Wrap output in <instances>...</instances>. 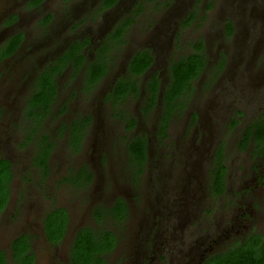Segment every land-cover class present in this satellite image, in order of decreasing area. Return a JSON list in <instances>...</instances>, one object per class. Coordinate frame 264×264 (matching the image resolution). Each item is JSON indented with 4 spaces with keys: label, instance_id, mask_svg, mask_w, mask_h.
Segmentation results:
<instances>
[{
    "label": "rangeland",
    "instance_id": "1",
    "mask_svg": "<svg viewBox=\"0 0 264 264\" xmlns=\"http://www.w3.org/2000/svg\"><path fill=\"white\" fill-rule=\"evenodd\" d=\"M101 2L102 0H93L92 3L91 0H47L44 6L35 12L25 8L21 0H12L9 3V23L11 24L13 17L20 18L16 23H12L9 29L16 34L27 35V42L41 38L38 48L33 44L31 48L36 49H30L27 43L16 53L13 60L9 61V129L7 122L0 115V155L9 159L14 167L9 193L14 207L22 204V207L39 210L51 202L54 206L69 208L70 212L79 215V211H83L87 205L86 201L90 199L98 200L103 205L107 203V192L113 178L105 175L98 185L87 187L84 191L86 195L77 203L71 196L72 193L66 189L63 180L70 172L82 167H93L92 171H99L104 166L107 170H113L114 166L105 162V157L116 154L118 156L111 157L114 160L120 159L119 168L113 172L114 185L122 187V195L129 201L132 212H129L122 222H115L109 216L102 224H93L91 220L89 224L95 225L97 230L113 231L119 236V247L116 253L110 256L109 264H130L133 248L150 253L153 245L156 247L153 264H165V167L160 166L162 163L165 165V154L161 152L165 150V147H162L165 145V138L162 145L157 143V140H162L157 134L159 110L149 116H143L142 99L128 97L119 106H115L106 97L116 79L125 73L130 57L142 49H149L155 59V65L147 77L159 74L163 83L165 63L193 53L195 42L204 45V54L208 60L203 82L213 74V66L220 58L218 54L224 51L226 57L233 56L236 59L237 54L238 58L244 55V45L254 43L259 51L254 57L255 63L258 64L264 52V35L260 37L258 34L260 26L264 29V24L261 25L264 20V0H124L120 11L110 12L105 18L97 7ZM194 6L197 10L196 18L182 27L181 23ZM124 7L132 9L125 14L121 13L120 16ZM137 7L141 9L140 13ZM58 12L69 17L65 24L63 18L56 19L55 25L43 24L46 17ZM124 17L135 20L128 32V42L121 50L114 51L111 70L100 85L93 92L84 91L82 73L74 74L72 69H66L57 77L58 94L52 111L41 125L29 119L22 107V95H32L34 76L38 70L44 69L55 59L60 49L63 53L66 45L75 41L93 39L91 44L89 41L86 50V54L91 56L100 32L113 24L109 28L110 32ZM227 22H231L235 27L231 37L226 35L224 28ZM50 26L52 29H49ZM172 34L175 37L171 39ZM32 57L40 59V64L30 62L29 68L27 61ZM244 59L246 60L245 57ZM15 61H22L16 70ZM5 69L2 67L0 72H5ZM29 69L30 71H27ZM4 77H0V92L6 91V80L2 79ZM145 80L146 78L141 81ZM237 81L238 94L243 97L242 82L240 78ZM194 82V85L198 86V82ZM224 83L223 79L217 82V93H226L227 87ZM210 95H213V92ZM203 98L201 94L200 104L203 103ZM192 102L197 103L198 100ZM118 111L128 112L137 120L135 129L129 132L125 129L126 124L117 115ZM194 112L193 104L190 109L174 119L169 131V140L174 142L176 139H182L184 129L185 138H192L190 123L193 122ZM84 117L91 118V123L85 131L83 145L74 149L68 124ZM140 135L146 136L151 142L150 159L141 179L132 172L136 170L129 162L127 154L128 143ZM44 139L53 146L49 171L45 178L41 177L42 173H35L32 166L34 162H30ZM182 157L183 155L179 154L174 161L178 163ZM5 219L6 216L0 217V250L6 249L7 224L2 223ZM13 227L14 225L9 226V234ZM143 244L146 247H143ZM35 250L40 252L36 245ZM122 257L125 259L121 260ZM40 258L38 257L37 264H44V259Z\"/></svg>",
    "mask_w": 264,
    "mask_h": 264
},
{
    "label": "flooded vegetation",
    "instance_id": "2",
    "mask_svg": "<svg viewBox=\"0 0 264 264\" xmlns=\"http://www.w3.org/2000/svg\"><path fill=\"white\" fill-rule=\"evenodd\" d=\"M11 1L0 0V26L2 25L0 27V70L2 67L6 68L5 72H0V77L5 76L2 79L6 80V91L0 92V108L2 109L0 115L7 122L8 129L9 61L13 60L23 45L28 43L30 49H36L40 46L38 41H41V38H37V40L32 39L27 42V35L16 34L9 29L12 27V23L14 24L20 19L13 17V21L11 24L9 23V3ZM46 1L41 0L37 5H33L31 0H21V4L35 12L44 6ZM122 1L124 0H119L112 8L104 10H101V3L97 7L102 13V17L105 18L110 12L120 11L124 5ZM131 9L124 7L123 11L121 9L120 16L121 13L130 12ZM48 18L46 23L45 20ZM59 18H63V24L69 19L68 16H63L58 12L46 17L43 24L45 26H49L51 23L55 25L56 19ZM262 24H264V20L261 21ZM112 25L100 32L99 40L92 48L91 56L86 54V50L89 41L91 44L93 39L88 40V44L83 48L85 57H93V50L100 45ZM49 29L52 27L50 26ZM234 31L235 27L233 26L232 35ZM258 34L260 37L264 35V29L261 26L258 28ZM19 37L20 40L15 51L9 55V44ZM174 37L172 34L171 39ZM33 44L37 47L31 48ZM68 45H66V49ZM60 52L61 49L56 58L62 55ZM243 52L244 55L238 58L237 54L236 59L233 56L226 57L225 51L219 53L218 56L222 58H219L213 66V74L206 82H203L208 67L206 57L204 72L199 79L195 80L198 82V86H195V82H193L194 92L191 94V99H197L198 102H192L190 99L186 108L181 111L182 113L190 109L194 104L193 122L190 123L192 138H185L186 129H184L182 139H176L174 142L169 140L170 127L174 121L172 119L165 129V145H162L164 138L157 140L158 144L165 147L164 151L161 150L165 154V165L163 163L160 165L165 167V264H207L213 256L222 254L237 245L247 244L253 238L256 241L264 242V52L258 64L255 63L254 57L259 51L256 50L254 43L244 45ZM55 59H52L48 64L53 63ZM39 60L34 57L30 58L27 61L29 68H31L30 62L35 61L36 63L33 64H40ZM15 62L14 69L16 70L22 61ZM154 65L155 61L149 71ZM168 65L169 62H166L165 82ZM38 72L34 76V83ZM239 78L242 82L243 97L237 91ZM221 79L225 81L226 93L223 91L217 93V82ZM212 92L213 95H210ZM201 94L204 96L202 104L199 103ZM30 97L31 93L26 96L24 93L22 95L24 110ZM247 114L249 116H246ZM73 121L68 124L69 137L72 135L69 126ZM90 123L91 118L82 131L79 148L83 145L85 131L89 128ZM72 147L77 148L73 145ZM52 149L48 157V167ZM150 150L151 142L146 138L147 160L144 168L140 173L132 171L140 179L146 172L145 167L150 159ZM107 154L109 155V152ZM179 154H182L183 157L177 163L174 158ZM1 156L0 161L4 159L11 164V185L14 167L9 159ZM114 156L118 155L110 154L105 157V162L114 166L113 170H107L104 166L99 171L98 169L92 171L93 167H82L75 172H70L68 177L63 180L66 189L72 193L71 196L77 203L86 195L84 191L87 187L98 185L105 175L113 178L110 190L107 192V196H109L107 203L103 205L98 200L90 199L86 201L87 205L84 206L83 211H79V215L70 212L69 208L54 206L51 202L50 205H43L39 210L22 207V204L14 207L11 195H8L7 203L0 212V217L6 216L2 222L7 224L6 249L0 250V252L4 254L7 264H11L13 242L17 239H21L23 242V238H26L24 243L29 245L32 253V264L38 263V257L44 259V264H69V253L76 233L85 228L95 231L102 230H97L95 225H90L89 220L95 224L96 222L102 224L109 216L115 222H122L127 218L129 212H132V208H130L129 201L122 195V187L114 185L113 172L117 171L120 166V159H112L111 157ZM34 158L35 156L30 162H34ZM156 164L158 163L156 162ZM32 166L36 174L42 173L41 177L43 178L47 176L48 172L42 171L34 163ZM85 169L91 175L90 180L86 179ZM221 171L223 172L222 178L220 177ZM33 173L30 174L33 175ZM217 174L219 181L216 178ZM121 200L126 206V214L119 221L116 218L118 215L115 205ZM44 206H48V208L45 209ZM59 209H64L67 212L68 222L62 238L49 240L46 233L52 224L46 223V220ZM142 220L144 221V219ZM13 225L9 234V226ZM51 230L58 231L57 228ZM110 232L115 235V243L112 250L104 256L105 264H109L110 256L116 253L119 247V236L113 231ZM22 242L19 243L22 244ZM35 245L40 250L39 253L35 250ZM143 247L146 245L143 244ZM155 249L156 247L153 245L150 248L152 251L146 253L147 250L141 251L133 248L132 254H130V264H153ZM120 259L123 260L125 257Z\"/></svg>",
    "mask_w": 264,
    "mask_h": 264
},
{
    "label": "trees",
    "instance_id": "3",
    "mask_svg": "<svg viewBox=\"0 0 264 264\" xmlns=\"http://www.w3.org/2000/svg\"><path fill=\"white\" fill-rule=\"evenodd\" d=\"M39 1L41 0H35V2L31 0V4L37 5ZM118 1L102 0L101 10L112 8ZM139 9L137 7V11ZM140 11L141 9L139 13ZM196 11L194 6V9L189 11L181 23L182 27L196 18ZM48 20L49 18L45 22L47 23ZM134 22L135 20L131 17H124L117 22L100 42V45L93 50L92 58L85 57L83 53V48L88 44V40L75 41L53 63L40 70L34 83L33 93L25 109L27 117L41 125L44 118L52 111V106L57 98V77L66 69H72L74 74L81 72L84 91L93 92L100 81L109 74L114 51L121 50L127 44L128 32ZM224 28L226 35L231 36L232 23L227 22ZM20 37L9 44V55L15 51ZM193 47V53L169 62L165 83L161 81L159 74H151L147 77L155 59L149 49L138 50L130 57L125 73L116 79L106 99L115 106H119L128 97L137 100L142 99L141 113L143 116H149L154 111L156 113L158 109L157 134L159 137L165 138L166 127L186 108L191 99V94L194 92L193 82L199 79L206 67V55L202 43L195 42ZM145 78V81H141ZM120 112L118 111L117 115L125 122L126 130L135 129L138 124L137 120L128 112ZM89 122L90 118L86 117L79 118L72 123L71 144L74 147L80 145V136ZM146 138L142 135L137 136L127 145L129 162L138 173L143 170L147 160ZM51 148L52 144L44 139L38 145V151L34 158L35 165L44 172L49 170L48 157ZM84 174L87 175L86 179L90 180L91 175L86 169ZM222 176L223 172L221 171L220 177L222 178ZM216 178L219 181L218 174ZM11 179V164L2 159L0 161V212L5 207L10 194ZM115 211L118 215L116 218L123 219L126 214V206L122 200L115 205ZM67 222L68 214L64 209H59L50 215L46 220V223L52 224L47 229L48 239L58 240L62 238ZM55 228L58 231L51 230ZM23 240L22 242L21 239H17L13 242L11 264H32V253L29 245L24 243L26 238ZM114 243L115 235L110 231H95L91 228L79 230L70 249L69 264H105L104 256L112 250ZM0 264H7L2 252H0ZM207 264H264V242L256 241L253 238L247 244L237 245L222 254L213 256Z\"/></svg>",
    "mask_w": 264,
    "mask_h": 264
}]
</instances>
